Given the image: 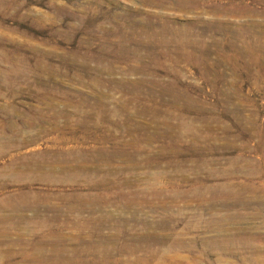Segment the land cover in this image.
I'll use <instances>...</instances> for the list:
<instances>
[{"label":"rangeland","instance_id":"obj_1","mask_svg":"<svg viewBox=\"0 0 264 264\" xmlns=\"http://www.w3.org/2000/svg\"><path fill=\"white\" fill-rule=\"evenodd\" d=\"M45 263L264 264V0H0V264Z\"/></svg>","mask_w":264,"mask_h":264},{"label":"bare ground","instance_id":"obj_2","mask_svg":"<svg viewBox=\"0 0 264 264\" xmlns=\"http://www.w3.org/2000/svg\"><path fill=\"white\" fill-rule=\"evenodd\" d=\"M6 1H7V0H6ZM186 1H187V0H186ZM10 3H11V2H10ZM13 4H14V3H13ZM185 4H186V3H185ZM196 5H197V4H196ZM178 6H179V5H178ZM215 6H216V5H215ZM223 6H224V5H223ZM12 7H13V6H12ZM190 7H191V6H190ZM204 8H205V7H204ZM206 8L209 9V7H206ZM11 9H12V8H11ZM210 10H211V9H210ZM212 10L214 11V9H212ZM191 11H192V10H191ZM207 11H209V10H207ZM213 11H212V12H213ZM220 11H221V10H220ZM213 13H214V12H213ZM227 13H228V12H227ZM11 14H12V12H11ZM232 14H233V13H232ZM237 14H238V13H237ZM237 14H236V15H237ZM224 15H225V14H224ZM233 15H234V14H233ZM240 15H242V14H240ZM19 17H20V16H19ZM226 21H227V20H226ZM173 22H174V21H173ZM212 22H213V21H212ZM217 22L219 23V21H217ZM209 23H210V22H209ZM200 24H201V23H200ZM207 24H208V23H207ZM213 24H214V23H213ZM223 24H225V23H223ZM232 24H233V23H232ZM211 25H212V24H211ZM226 26H227V25H226ZM235 26H236V25H235ZM210 27H211V26H210ZM229 27H230V26H229ZM250 27H251V25H250ZM180 28H183V27H180ZM208 28H209V27H208ZM222 28H223V25H222ZM234 28H235V27H234ZM247 28H249V27H247ZM247 28H246V29H247ZM183 29H184V28H183ZM183 29H182V30H183ZM220 29H221V27H220ZM223 29H224V28H223ZM232 29H233V28H232ZM232 29H231V31H232ZM159 30H160V29H159ZM159 30H158V31H159ZM182 30H180V33L182 32ZM225 30H226V29H225ZM260 30H261V29H260ZM227 31H228V30H227ZM231 31H230V32H231ZM233 31H234V30H233ZM177 32H178V31H177ZM217 32H218V31H217ZM256 32H257V31H256ZM225 33H226V32H225ZM159 34H160V33H159ZM170 34H171V33H170ZM176 34H177V33H176ZM214 34H215V33H214ZM214 34H213V35H214ZM223 34H224V33H223ZM228 34H229V33H228ZM231 34H232V33H231ZM231 34H230V35H231ZM166 35H167V34H166ZM181 35H182V34H181ZM159 36L161 37L162 35H159ZM173 36H174V35H173ZM183 37H184V35H183ZM186 37H188V36H186ZM212 38H213V37H212ZM212 38H211V39H212ZM233 38H234V37H233ZM177 39H178V38H176V40H177ZM231 40H232V39H231ZM236 40H237V39H236ZM236 40H235V41H236ZM182 41H183V40H182ZM226 41H227V40H226ZM238 41H239V40H238ZM171 42H172V41H171ZM183 42H184V41H183ZM194 42H195V41H194ZM210 42H211V41H210ZM217 42H218V41H217ZM217 42H216V43H217ZM216 43H215V44H216ZM233 43H234V42H233ZM165 44H166V43H165ZM181 44H182V42H181ZM194 44H195V43H194ZM194 44H193V45H194ZM205 44H206V43H205ZM211 44H212V43H211ZM213 44H214V43H213ZM218 44H219V43H218ZM227 44H228V43H227ZM229 44H230V42H229ZM231 44H232V43H231ZM167 45H168V43H167ZM170 45H172V43H171ZM173 45H174V44H173ZM198 45H199V44H198ZM241 45H242V44H241ZM168 46H169V45H168ZM177 46H178V45H177ZM195 46H196V45H195ZM195 46H194V47H195ZM204 46H205V45H204ZM228 46H229V45H228ZM230 46H231V45H230ZM230 46H229V47H230ZM238 46H239V45H238ZM255 46H256V45H255ZM257 46H258V45H257ZM192 47H193V46H192ZM194 47H193V48H194ZM215 47H216V46H215ZM242 47H243V46H242ZM242 47L240 46V47H238V48H242ZM165 48H166V47H165ZM195 48H196V47H195ZM231 48H232V47H231ZM244 48H245V47H244ZM199 49H200V48H199ZM205 49H206V48H205ZM205 49H204L203 51H206ZM232 49H233V48H232ZM236 49H237V48H236ZM260 49H261V48H260ZM192 50H193V49H192ZM196 50H197V49H196ZM217 50H218V49H217ZM230 50H231V49H230ZM237 50H238V49H237ZM179 51H180V50H179ZM261 51H263V50L261 49ZM180 52H182V51H180ZM241 52H243V51H241ZM181 54H182V53H181ZM205 54H206V53H205ZM203 55H204V54H203ZM215 55H216V53H215ZM225 55H226V54H225ZM249 55H250V54H249ZM184 56H186V55H184ZM196 56H197V55H196ZM218 56H219V55L217 54V57H218ZM220 56H222V55H220ZM227 56H228V55H227ZM238 57H239V56H238ZM197 58H198V57H197ZM200 58H201V57H200ZM215 58H216V57H215ZM219 58H220V57H219ZM242 58H243V54H242ZM259 58H260V57H259ZM216 59H217V58H216ZM223 59H224V58H223ZM229 59H230V58H229ZM247 59H248V58H247ZM250 59H252V58L250 57ZM195 60H196V59H195ZM199 60H200V59H199ZM201 60H202V59H201ZM217 60H218V59H217ZM217 60H216V61H217ZM237 60H238V58H237ZM245 60H246V59H245ZM259 60H260V59H259ZM39 61H40V60H39ZM225 61H226V60H225ZM243 61H244V60H243ZM243 61H242V62H243ZM41 62H42V61H41ZM201 62H202V61H201ZM221 62H222V60H221ZM247 62H248V61H247ZM158 63H159V62H158ZM202 63H203V62H202ZM217 63H219V62H217ZM225 63H227V62H225ZM245 63H246V62H245ZM245 63H244V64H245ZM41 64H42V63H41ZM239 64H240V63H239ZM24 65H25V64H24ZM241 66H242V65H241ZM41 67H42V66H41ZM43 67H44V66H43ZM39 68H40V67H39ZM50 70H51V69H50ZM42 71H43V70H42ZM51 71H52V70H51ZM204 71H205V70H204ZM250 238H251V237H250ZM245 239H246V238H245ZM74 241H75V239H74ZM71 242H72V241H71ZM243 243H244V241H243ZM246 243H247V242H246ZM65 244H67V243H65ZM250 244H251V243H250ZM252 244H253V243H252ZM252 244H251V245H252ZM63 245H64V244H63ZM63 245H62V246H59V245H58V246H59V248H61V247H63ZM69 245H70V244H69ZM77 245H78V244H77ZM77 245H76V246H77ZM80 245H81V244H80ZM246 245H247V244H246ZM66 246H67V245H66ZM70 246H71V245H70ZM73 246H74V244H73ZM247 246H248V245H247ZM39 247H40V246H38V249L36 250V251H38V252H39V249H40ZM67 247H68V246H67ZM56 248H57V247H56ZM68 248H71V247H68ZM85 248H86V247H85ZM247 248L250 250V252H251L253 255L256 256V254H257V250H258L257 247L254 248V246H248ZM244 249H246V247H245ZM81 250H83V249H81ZM58 251H62V250H61V249H58ZM70 251H72V250H70ZM246 251H248V250L246 249ZM47 253H48V252H47ZM63 253H64V252H63ZM76 253H77V252H76ZM44 254H45V253H44ZM71 254H72V253H71ZM39 255H40V254H39ZM76 255H77V254H76ZM80 255H81V254H80ZM40 256H41L40 258H42L41 261L44 262V261H45V258H44L42 255H40ZM66 256H67V255H66ZM73 256H74V255H73ZM63 257H65V256H63ZM73 258H74V257H73ZM85 258H86V257H85ZM250 258H252L253 260L255 259V257H253V256H251ZM66 259H67V258H66ZM66 259H65V260H66ZM37 260H38V259H37ZM71 260H72V259H71ZM69 261H70V260H69ZM85 261H86V260H85ZM82 263H83V262H82ZM45 264H46V263H45ZM47 264H48V263H47ZM50 264H51V263H50Z\"/></svg>","mask_w":264,"mask_h":264}]
</instances>
